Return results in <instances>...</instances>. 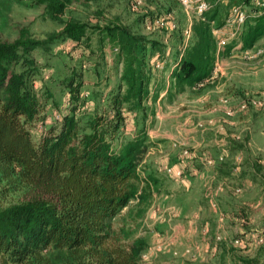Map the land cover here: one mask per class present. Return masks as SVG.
Listing matches in <instances>:
<instances>
[{
    "label": "trees",
    "instance_id": "16d2710c",
    "mask_svg": "<svg viewBox=\"0 0 264 264\" xmlns=\"http://www.w3.org/2000/svg\"><path fill=\"white\" fill-rule=\"evenodd\" d=\"M80 1L31 0L62 30L44 40L27 28L12 41L0 38V264H143L147 240L131 239L114 220L136 200L137 208L128 215L139 219L159 182L152 171L145 181L141 178L139 165L148 147L143 128L118 143L126 116L145 120L147 104L161 91L172 99L212 76L217 59L212 26L224 21L221 4L193 21L192 42L175 56L169 86L160 78L152 92L157 73L152 62L165 56L164 41L148 38L119 18L95 25L64 20L69 7ZM247 26L242 43L251 48L264 37V16ZM171 36L182 46L181 28ZM93 37L101 55L107 46L112 50L117 82L99 96L101 107L82 118L85 71L80 63L71 68L61 81L69 112L34 140L31 129L53 99L49 90L41 96L36 91L47 66L38 62L36 52L68 42L94 54Z\"/></svg>",
    "mask_w": 264,
    "mask_h": 264
},
{
    "label": "rangeland",
    "instance_id": "374dc122",
    "mask_svg": "<svg viewBox=\"0 0 264 264\" xmlns=\"http://www.w3.org/2000/svg\"><path fill=\"white\" fill-rule=\"evenodd\" d=\"M206 1L209 9L199 15L194 8H186L177 0H81L71 5L63 17L64 20L73 17L89 25L119 18L148 38L164 41L165 56L155 57L152 62L157 72L151 84L153 92V83L160 78L164 77L169 86L171 73L177 66L175 56L192 42L193 21L221 4L224 21L219 27L212 26L217 59L211 78L172 99L164 98L167 91H161L155 101L147 104L145 120L141 115L128 114L122 128L118 143L135 138L143 128L148 147L139 165L141 178L145 181L152 171L159 182V189L143 204L139 219L134 221L130 218L132 213L128 215L130 209L137 208L136 200L114 220L115 226L129 230L131 239L147 240L143 264H238L217 254L225 243L230 244L226 247L229 253L240 252V246L233 244V240L245 233H223L221 228L214 231L215 224L220 225L217 218L264 219V110L252 103L264 104V37L251 48H244L242 43L246 26L264 16V0ZM237 9L244 16L241 24L235 13ZM98 12L102 14L99 18ZM22 28H27L36 39L44 40L63 26L52 21L44 7L31 0H0V38L12 41ZM178 28L182 29V46L174 44L171 36ZM96 40L93 37L91 41L94 54H84L68 42L53 45L49 52H36L38 62L47 65L36 80V91L41 96L43 89L49 90L53 99L46 103L31 129L34 140H39L49 126L69 112L68 93L61 81L71 68L80 63L85 71L84 101L78 114L82 118L101 107L99 96H104L117 82L112 50L107 46L101 55ZM245 102L250 103L243 109L241 105ZM199 150L209 151L210 155L201 163L209 170L199 162L193 163L196 160L193 155ZM208 160H212L211 165ZM226 178L235 185L230 193L219 197L231 184ZM244 178L253 182L252 188L243 186ZM243 202L252 209L247 211ZM256 208L259 212L250 215ZM168 218H171L169 222ZM212 232L217 234L210 239ZM203 235L205 240L201 238ZM262 240L260 246L264 244L263 237ZM205 246L209 250L213 248V254L200 253L199 249Z\"/></svg>",
    "mask_w": 264,
    "mask_h": 264
},
{
    "label": "crops",
    "instance_id": "0c3cea01",
    "mask_svg": "<svg viewBox=\"0 0 264 264\" xmlns=\"http://www.w3.org/2000/svg\"><path fill=\"white\" fill-rule=\"evenodd\" d=\"M207 154L210 155L209 151H203V150L197 151L196 155H193L194 159H196L195 161H193V163L199 162L201 164L202 161H204L205 158H207V156H208ZM193 157H192V159H193ZM201 165L204 166L203 164H201ZM191 167H194V166L192 165ZM204 167H202V168H204ZM205 168L207 170L210 169V168L208 169L207 167H205ZM207 175H208V173H207ZM202 178H204V176ZM226 179L230 180V182L228 181V183H231V184L230 185L227 184L228 185L227 189H225V191L222 190V192L219 193V197L224 196V194L226 195L227 193H230L229 191H230L231 187H233L235 185V184H232V179H230V178H226ZM244 179L245 180L243 181V186L247 187V189L249 187L252 188L254 185L253 182H251L250 180H248L246 178H244ZM255 199H257V196ZM255 202L258 203V200H256ZM243 203H244V205L247 206V211L249 209H252V208L248 207V204L246 202H243ZM236 205H238V204H236ZM236 208H238V206H236ZM239 208L241 209V207H239ZM256 212H259V208H256L255 210L253 209V211L251 212L250 215L255 216ZM257 215H259V214H257ZM217 219H220V225L215 224V228L213 229L214 231L216 228L217 229L221 228L223 233H227V232L231 233V231H233V232L239 231L240 233H245L243 236L241 235V238L244 241H243V246L239 248L241 250L240 252L229 253L227 248H228V245H230V244L225 243V247H223V248L220 247V246H224V244L219 246L220 250L218 251L217 255L223 256L224 258H228V259H231L233 261L235 260L234 262L235 263L237 262L238 264H264V244H262L260 246V245H257L255 243V240L258 236L264 238V224H262L264 222L263 218H244V219L243 218H217ZM242 219L244 221H245V219L247 220V221H245L246 222L245 224L246 225L248 224L246 227L240 223V221ZM170 220H171V218H168L167 221L169 222ZM261 221H263V222L261 223ZM250 225L252 226V228L249 227ZM243 228H245V229H243ZM206 231L211 232V230H206ZM189 232H190V230H189ZM201 232L203 234V233H205V230H202ZM216 234H217L216 232H212L210 234V239H212ZM201 238H202V240L203 239L205 240L204 235ZM212 242L215 244L214 240H212ZM202 247H204V246H202ZM206 247L207 246H205V248H202V249L200 248L199 252L203 253L204 251H208V252H210V254H213L212 246H211L212 249H210V250H209V248H210L209 246L207 248ZM233 248H235V247H233ZM235 249H237V248H235ZM234 253L238 254V256L235 257ZM214 254H216V253H214ZM237 258H238V260H236ZM240 259H241V262L239 261Z\"/></svg>",
    "mask_w": 264,
    "mask_h": 264
},
{
    "label": "built area",
    "instance_id": "2783aa9c",
    "mask_svg": "<svg viewBox=\"0 0 264 264\" xmlns=\"http://www.w3.org/2000/svg\"><path fill=\"white\" fill-rule=\"evenodd\" d=\"M182 6L186 7V8H194L199 15L203 14L204 12H206L209 9V5L207 3L206 0H177ZM239 9L235 10V13L238 16V23L241 24L244 22V16L242 12H238ZM254 102L255 105H259L261 107V109L264 110V104L257 101H252V103ZM250 102H245L241 105V108H246L249 105ZM228 114H230V112H228ZM208 164H212V160H208L207 161ZM176 175L179 176L181 175V171L178 170V172H176ZM245 223V221H241V224L243 225ZM221 240V238H218V240ZM262 237H257L255 240V243L257 245H260L262 243ZM233 244L237 245V246H243V239L242 238H237L235 240H233Z\"/></svg>",
    "mask_w": 264,
    "mask_h": 264
}]
</instances>
